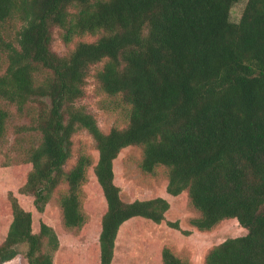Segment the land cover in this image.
<instances>
[{"label": "trees", "instance_id": "1", "mask_svg": "<svg viewBox=\"0 0 264 264\" xmlns=\"http://www.w3.org/2000/svg\"><path fill=\"white\" fill-rule=\"evenodd\" d=\"M239 1L0 0V54L7 63L0 100L27 114L40 136L27 151L31 170L20 193L33 196L32 206L43 213L66 185L59 196L63 222L80 229L87 221L82 187L93 166L107 206L99 264H113L120 231L136 218L192 234L167 220L171 203L164 196L123 200L115 161L128 147L143 150L145 172L168 169V196L188 192L200 213L192 220L198 231L232 221L239 235L212 247L206 264H264V0H247L234 22L231 11ZM55 28L64 30L66 43L102 34L62 57L52 49ZM100 63L101 90L128 106V126L108 133L77 106L91 68ZM9 117L0 107V140ZM81 130L95 141L97 163L80 154L66 170ZM10 207L0 264L20 255L22 245L29 264H56L61 241L55 229L42 221L35 230L33 211L13 192ZM162 261L187 264L169 248Z\"/></svg>", "mask_w": 264, "mask_h": 264}, {"label": "rangeland", "instance_id": "2", "mask_svg": "<svg viewBox=\"0 0 264 264\" xmlns=\"http://www.w3.org/2000/svg\"><path fill=\"white\" fill-rule=\"evenodd\" d=\"M246 2L247 0H240L232 8V21L238 22L241 19ZM69 11L75 14L77 8L71 7ZM19 27L20 25L17 28ZM15 32L13 31L12 36ZM0 34H4L1 29ZM101 34L78 35L71 43H66L63 37L64 30L55 28L52 49L57 55L68 56L78 43L95 42ZM6 67L4 55L0 54V74L6 71ZM102 67L103 63H100L91 68L85 88L86 95L77 101V106L85 107L96 118L101 130L108 133L113 127L128 126V106L124 105L121 96L112 97L101 90L97 74ZM0 107L10 113L6 136L0 140V244L4 242L12 221L10 195L13 192L23 207L33 211L35 230L42 221H45L57 232L61 245L54 255L56 264H99L100 222L107 206L93 173V166L88 171L87 180L82 187V207L87 218L82 228L70 230L64 225L59 196L67 189L66 185L56 190L43 213L38 212L32 206L33 196L21 194L20 188L31 170L27 151L33 143L40 140V136L30 128V118L27 114L19 113L15 106L3 100H0ZM73 144V157L67 163L66 170H70L76 164L80 154L89 155L93 165L97 163L95 141L87 131H78L73 136ZM142 160L141 148L128 147L121 151L115 161V181L121 188L123 200L132 202L164 196L171 203L167 220L179 221L181 228L190 230L192 234L186 235L173 230L166 222L156 224L143 218L133 219L120 231L113 264H163L164 248L171 249L187 264H206V255L212 247L239 235L230 220L222 222L211 231H198L192 225V220L200 217V213L192 206L188 192L175 198L168 196L166 194L169 183L168 169L160 166L152 173L145 172L141 167ZM26 251L27 246L22 245L19 248L20 255L6 264H29L25 258Z\"/></svg>", "mask_w": 264, "mask_h": 264}]
</instances>
